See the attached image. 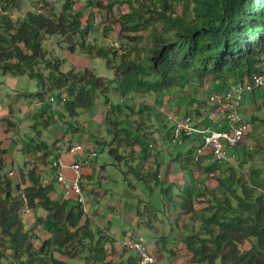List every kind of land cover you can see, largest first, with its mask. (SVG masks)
<instances>
[{"label":"trees","instance_id":"1","mask_svg":"<svg viewBox=\"0 0 264 264\" xmlns=\"http://www.w3.org/2000/svg\"><path fill=\"white\" fill-rule=\"evenodd\" d=\"M22 1L0 0L4 12L0 14V71L27 74L39 87L33 97L43 101L46 95H56L71 116L100 101L105 130L111 135V141L98 142L110 146L108 152L118 160L124 159L119 153L122 143L125 147L138 144L141 160L146 161L150 156L146 136L151 131L140 134L138 130L147 125L146 112L150 115L153 109L134 100V96L151 94L161 103L159 98L167 90L181 88L193 81H206L210 85L218 81L222 85L219 89H223L227 81L236 84L260 73L264 61V0H175L182 3L180 14L172 0H126L129 11L116 17L123 39L121 44L116 40L118 48L110 43L99 47L85 44L87 28L82 29L83 11H73L72 0H63L59 12H55L54 5L49 6L47 0H33V8L40 12L27 10L22 18L14 19L11 12L19 9ZM86 1L87 5L106 8L108 12H112L115 2L104 5L101 0ZM141 30L147 31L146 37L135 35ZM55 34L67 37L71 42L68 49L72 52L78 46L89 57L104 58L113 70V78L98 76L91 68L60 71L57 59L47 61L42 43L45 36ZM74 36L77 43H72ZM143 39H146L145 43L140 46ZM42 65L47 73L41 70ZM204 103L218 108L208 97L194 108L189 106L184 117H193L197 124L205 125ZM219 111L223 114V110ZM192 112L194 116L191 117ZM158 115L157 111L155 116ZM132 116L139 117L134 132L122 125L134 122ZM251 118V121L258 119ZM260 120L264 121V117ZM49 122L47 119L46 123ZM217 124L211 114L206 125ZM184 138L183 135L177 141ZM55 142L49 145L38 134L36 142H26L21 149L29 154L33 151L45 163L50 155H54ZM196 147L192 143L186 152L177 153L175 161L182 167L187 165L185 168L200 169L209 176L213 173V177L217 164L194 165L192 154ZM5 152L0 147V260L4 257L10 264H65L58 257L62 255L70 259L81 257L84 264H111L105 260L108 252L114 249L112 241L100 228L94 231L93 221L82 206L61 194L54 196L53 183H43L40 168L36 165L28 167L27 159L17 169V181L7 177ZM246 154L251 159L254 154L259 155V162L246 166L247 172L239 175L228 168L230 184L235 186H224L220 196L195 193L196 197L207 196L206 206L199 209V214L193 205L195 191L188 186L181 212L197 217L199 227L194 233L180 236L190 254L186 264H264V145L254 148L253 152L245 151V161L238 158L237 166L248 163ZM154 160V165L148 162L149 168L145 172L156 181L160 170L157 159ZM144 161L139 169L129 165V172L141 177L145 173L141 174ZM51 170H55L53 166ZM24 207L30 211L43 210L36 218V224L47 237L39 244L35 243L38 236L33 230L25 229ZM106 242L110 243L109 248ZM126 263L138 264L137 255H129Z\"/></svg>","mask_w":264,"mask_h":264},{"label":"rangeland","instance_id":"2","mask_svg":"<svg viewBox=\"0 0 264 264\" xmlns=\"http://www.w3.org/2000/svg\"><path fill=\"white\" fill-rule=\"evenodd\" d=\"M49 6L54 5V11H61L63 0H47ZM104 5L113 1L112 12L106 8H98L93 5H87L86 0H72V10L83 11L81 17L82 29L87 28L84 35L85 44H93L96 47L109 45L110 41L118 40L120 44L123 39L121 36L120 25L116 17L122 12H128L126 0H101ZM175 3L176 11L181 13L182 3ZM33 0H23L19 9L13 10V18H22L27 10H34ZM37 9V8H35ZM133 32H131V35ZM135 35L146 37L147 31L141 30ZM143 39L140 46L145 43ZM77 43V37L72 38V43ZM43 47L47 53V61L53 62L57 59L60 62V71L66 72L71 68L82 70L91 68L98 76L106 79L113 78V70L106 65L102 57H89L83 53L78 46L74 52L68 49L71 44L66 36L47 35L43 40ZM133 42L129 43L131 46ZM125 46V44H122ZM41 70L47 73V69L42 65ZM209 80V79H208ZM184 84L181 88H171L165 92L161 103L156 100V96L148 94L146 96L135 97L142 105H150L153 109L150 115L146 112V123L144 128L138 132H148L146 139L150 144V156L144 161L138 157L139 145L119 147V153L124 159H116L109 152L108 147L103 142L105 139L110 143L111 135L107 134L103 122V104L96 102L95 106L89 109H79L78 115L71 116L58 102L56 95L50 97L46 95L43 101H38L32 94H35L39 88L34 79L27 74L14 75L0 71V131L3 124L2 118H10L20 135L19 144L25 145L26 142L34 143L39 137L45 140L49 145L55 141V150H61L62 154L67 153L69 144H81L83 152L73 156L76 161L82 162L88 157L87 164L91 176L84 174L81 179V185L84 188V199L88 206L87 216L93 221L94 231L100 228L103 234L108 235L114 247L112 252H108L105 261L111 264H127L126 259L129 255H135L133 250L126 249L123 242L129 238H135L141 235L153 252L155 264H186L190 260V254L185 249L181 241V235L194 233L199 227V220L193 214L181 212L182 203L186 190L192 187L194 192V208L199 209L206 206L207 196H195V193L208 194L214 193L220 196L224 186L231 185L228 178L230 169H234L239 174L247 172L246 166L251 163H258L260 156L254 154V159L245 155L248 163H243L241 167L237 166L238 158L242 161L244 152L252 151L258 146L264 145V87L256 89L253 94H247L240 105L239 114L247 125V130L243 141L235 148L228 150L229 159L217 165L214 176L203 173L195 167L185 168L175 161L177 153L186 152L187 148L193 143H200L199 136H185L184 140L177 141L173 137L172 128L176 122L182 121L186 110L194 108L203 99H207L211 93L221 88V83L217 81L210 85L206 81ZM226 87L233 84V81H227ZM225 88V87H224ZM50 98H53L50 101ZM196 99V100H195ZM190 101V104L187 102ZM206 101V100H205ZM204 123H209L211 114L218 124L211 127H218L222 122V115L218 108L210 107L207 103L202 104ZM201 106V107H202ZM155 111V112H154ZM159 112L158 116H155ZM210 113V114H209ZM194 113L190 116H194ZM202 116V118H203ZM252 116L258 117L252 120ZM136 117L137 120H134ZM193 118V117H192ZM49 119L50 122L46 123ZM131 123H124V127L135 131L138 116H132ZM197 121L195 118H193ZM119 125V124H118ZM122 125H119L122 126ZM165 125V126H164ZM14 127V128H15ZM56 130L59 135H54ZM32 139L34 141H32ZM63 140V141H62ZM115 145V142L112 143ZM21 147V148H22ZM16 150L12 155V162L8 161L4 167V172L10 171L12 167L17 169L29 160L28 167L36 165L40 168L43 183L52 182L56 194L60 193V187L55 180V170H51L52 163L58 159L55 155L47 158L48 162H42L33 151L25 153L22 149ZM237 148V149H236ZM56 151V152H57ZM95 152L96 156H92ZM159 152V154H158ZM26 155H25V154ZM236 155H232V154ZM149 155V154H148ZM159 163L160 175L158 179L152 180L145 172L149 168L148 162L154 165V159ZM144 161L141 169V177H136L129 172V165L140 168L139 165ZM247 161V160H246ZM211 161L204 164L209 166ZM195 165V164H194ZM232 167V168H231ZM85 168V167H84ZM68 174V171H65ZM7 177L13 181L18 180V174L15 171ZM222 181V183H221ZM195 186V187H194ZM43 214L41 208H35L32 211L23 212L22 216L26 230H33L38 236V241L47 237V233L36 224V218ZM180 237V238H179ZM173 242V243H172ZM105 245L109 248L110 243ZM172 252H170V250ZM87 254V253H86ZM124 254V255H123ZM85 255V253H84ZM59 259L65 264H84L81 257L70 259L66 256L58 255ZM0 264H10L8 259L1 258Z\"/></svg>","mask_w":264,"mask_h":264},{"label":"built area","instance_id":"3","mask_svg":"<svg viewBox=\"0 0 264 264\" xmlns=\"http://www.w3.org/2000/svg\"><path fill=\"white\" fill-rule=\"evenodd\" d=\"M34 10L40 12L37 9ZM2 13L4 12L0 8V14ZM109 43L111 46L118 48L116 40ZM261 87H264V61L260 73L254 74L250 79H245L210 94L209 101L217 105L219 110H223L222 122L218 127L199 125L190 117H184L182 121L176 122L172 126L173 137L177 140L183 135L199 136L200 143L192 154L194 164L200 163L202 165L211 161L221 165L229 159L228 150L237 147L243 141L247 130V125L239 114L241 102L247 94L253 93ZM50 100L52 101L53 98H50ZM62 100L65 99L62 98ZM68 150L70 153H82L83 147L81 144H72ZM92 156H96V153L93 152ZM88 163V157L82 162L74 161L67 164L58 158L52 163L55 169V180L60 187L62 196L80 204L84 212H87L88 208L84 199L81 179L82 169L87 167ZM65 171H69L71 175L67 177ZM8 175H12V172H9ZM210 175L212 176L213 173H210ZM24 211L28 212L30 210L28 207H24ZM123 246L136 253L138 264H155V256L150 250L148 242L141 235L127 239L123 242Z\"/></svg>","mask_w":264,"mask_h":264},{"label":"crops","instance_id":"4","mask_svg":"<svg viewBox=\"0 0 264 264\" xmlns=\"http://www.w3.org/2000/svg\"><path fill=\"white\" fill-rule=\"evenodd\" d=\"M2 121H3V124H5V125H3V126L1 125V131H0V147L3 148V149H5V151H6L4 153V155H3L4 161H5V165H6V163L8 161L12 162V155H13V153L16 150L20 149L22 147V145H20L19 144L20 142H18V140L19 141L21 140L20 139V135L16 131V127L14 126V123L12 122V120L7 117V118H2ZM52 133L55 136L56 135H59V133L56 130H53ZM58 138H62L63 140H65L64 139V136H60V137L57 136L56 139H55V141H57ZM71 145L72 144H69V146H71ZM68 149H67V153L66 154H62L61 150H58V151L55 150L54 151V155L57 156L60 160L64 161L67 164L72 163V162L76 161L72 157L75 156V155H77L78 153H70ZM17 169H15V168L12 167L11 169H9L10 171H8L7 173H9V172L14 173L15 171L17 172ZM84 174H89L91 176V173H90V170H89L88 167H85V168L82 169V178H83V175ZM66 175H67V177H69L71 175V173L68 171V174H66ZM82 188H83V186H82ZM83 191H84V188H83ZM52 193L54 194V196L55 195L58 196L60 194L62 195L61 190H60V193L59 194H56L55 192H52ZM87 208H88V206H87Z\"/></svg>","mask_w":264,"mask_h":264}]
</instances>
